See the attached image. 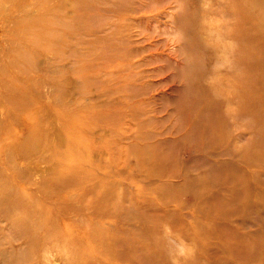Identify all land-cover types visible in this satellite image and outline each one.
<instances>
[{
  "label": "rangeland",
  "instance_id": "obj_1",
  "mask_svg": "<svg viewBox=\"0 0 264 264\" xmlns=\"http://www.w3.org/2000/svg\"><path fill=\"white\" fill-rule=\"evenodd\" d=\"M46 1L0 0V264H264V0Z\"/></svg>",
  "mask_w": 264,
  "mask_h": 264
},
{
  "label": "bare ground",
  "instance_id": "obj_2",
  "mask_svg": "<svg viewBox=\"0 0 264 264\" xmlns=\"http://www.w3.org/2000/svg\"><path fill=\"white\" fill-rule=\"evenodd\" d=\"M9 1L11 3V6H12V8H10L9 12H11V15L17 16L16 18H14L12 20L13 22L18 24L17 26H22L23 27L24 25L22 23H25V24L32 23V25H33L35 23V21H37L38 18L40 17V18H42L43 21H41V23H39V24H41V26L36 25V30H39V31H41V30L46 31V30H49V29L52 30L51 27H47V22L50 20V17H49V14L47 15V10L48 9L46 7V4H47L46 0H40L39 2H33V0H9ZM33 3L35 5V9H36L35 12L34 13L28 12L27 9H26L27 6L33 5ZM1 7H3L2 4H1ZM58 7L59 6H56L55 8H58ZM5 11L6 10H4V12ZM53 15L55 16V14H53ZM31 26H29L27 29H30ZM4 29H6V28H4ZM22 29H26V28H22ZM248 39L250 40V44H247V46L252 45L255 42L254 38H248ZM241 53H244V52L240 51V54ZM245 54H246L244 56L245 68L249 69V68H251L254 60H253L252 57L251 58L247 57V55H250L249 53L246 52ZM242 80H243V78H242ZM255 88H256V84L255 83H251L250 82V78L247 77L246 78V82H245V86H243L240 89V97H245L244 100H245V102H246V104L248 106H250V105L253 106L254 104L257 103L256 100H253V99L249 98V93L252 92ZM246 89H247V94L245 96H243V91L246 90ZM116 144H118V146H120L121 143L118 142ZM92 183H93V188H94V187L98 186L97 184H100L101 181L96 175H93ZM62 184H63V180H62ZM26 207L28 209H32V207H34V206L26 204ZM51 234H52V227L50 225H47L40 234H37L36 232H33V233L32 232H28V236L29 237H27V239L30 242V244L36 245L37 236H39L40 238H44L45 239V238L49 237ZM80 264H83V263L81 262Z\"/></svg>",
  "mask_w": 264,
  "mask_h": 264
}]
</instances>
